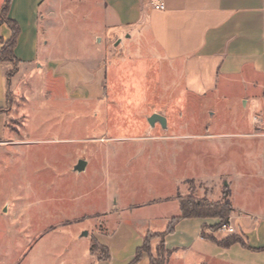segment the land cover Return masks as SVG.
I'll return each mask as SVG.
<instances>
[{"label":"rangeland","instance_id":"obj_1","mask_svg":"<svg viewBox=\"0 0 264 264\" xmlns=\"http://www.w3.org/2000/svg\"><path fill=\"white\" fill-rule=\"evenodd\" d=\"M68 1L52 26L51 52L87 66L94 48L105 51L96 35L108 33L93 3ZM136 50L110 65L102 101L70 100L61 86L44 95L38 83L50 77L42 72L25 119L12 115L0 128V264H99L107 229L121 226L129 239L139 219L162 229L152 219L178 214L179 197L220 203L228 191L235 209L263 211L264 142L246 134L253 115L264 127L260 88L221 80L195 95L168 63L143 44ZM155 112L167 118L166 129L150 125ZM80 159L87 166L76 172ZM164 197L176 199L155 203ZM214 248L215 259L191 252L168 264H264L263 253L239 244Z\"/></svg>","mask_w":264,"mask_h":264},{"label":"crops","instance_id":"obj_2","mask_svg":"<svg viewBox=\"0 0 264 264\" xmlns=\"http://www.w3.org/2000/svg\"><path fill=\"white\" fill-rule=\"evenodd\" d=\"M85 1L93 3L92 7L100 13L102 26L108 33L105 38L96 35L97 44L106 43L105 51L97 54L94 48L85 59L87 66L78 58L52 55L51 29L59 10L64 9V0H11L4 14L6 0H0L2 131L7 129L6 119L10 116L18 114L25 119L24 105L30 98V91L38 84L44 95L49 88L61 86L66 97L73 101L104 100L110 65L126 62L134 54L132 50L137 49L139 55L138 48L142 44L158 62L168 63V68L183 76L187 92L205 94L213 91L221 80L229 83L248 81L260 88L261 110H264V0H163L164 10L154 9L151 0H69L67 6H77ZM7 19L16 23L19 29L13 59L1 58L2 47L13 34ZM14 69L15 73L9 76ZM42 72L50 77L44 83L39 80ZM38 80L40 83L37 84ZM15 102L23 105L15 106ZM190 116L185 119L192 118ZM254 117L253 130L246 134L264 142V127L256 126ZM253 152L255 155L256 149ZM175 199L164 197L154 201L159 204ZM177 207L179 214V199ZM176 215H156L152 220L162 229L147 227L148 220L139 219L136 225L139 228L134 230L136 235L130 239L126 238V230L120 235L121 226L114 233L107 229L110 235L99 241L106 251L99 264H130L146 235L165 232ZM218 223L219 219L214 217L179 220L174 231L164 238L165 249L169 251L165 264L174 256L191 252L216 257L219 253L214 247L222 246L202 237L201 232L204 226ZM228 224L234 229L232 233L240 234L247 241L251 253L264 254V209L244 212L235 209L231 203ZM159 243V237L151 241L152 254ZM235 245L238 243L226 249ZM1 256L4 258L5 253L0 248ZM134 264H150L149 253L144 252Z\"/></svg>","mask_w":264,"mask_h":264},{"label":"trees","instance_id":"obj_3","mask_svg":"<svg viewBox=\"0 0 264 264\" xmlns=\"http://www.w3.org/2000/svg\"><path fill=\"white\" fill-rule=\"evenodd\" d=\"M11 0H6V3L3 7V14L6 12ZM7 22L12 28L13 34L9 41L4 43L1 49V58L3 59H13V47L19 32L18 26L16 23L7 19ZM15 70H12L9 76L15 73ZM228 191L225 192L224 200L220 203H208L205 200H194L191 198H181L179 197L180 212L174 216L165 232L161 233H148L145 237L144 243L141 247L138 248L135 257L132 259L130 264L138 262L143 253L147 252L150 255V264H165L169 251L165 249L164 238L167 234L172 233L175 228V224L183 219L189 217H214L219 219V223L213 226H204L201 232L202 237L218 244L219 246L229 248L234 244H240L243 247L250 248L247 241L240 235L236 233H230L224 237H216L213 234H209L208 230L216 232L220 226L227 224L231 215V202L228 198ZM160 238V243L156 246V256L151 253V241L154 238ZM97 246L93 249L95 250Z\"/></svg>","mask_w":264,"mask_h":264},{"label":"water","instance_id":"obj_4","mask_svg":"<svg viewBox=\"0 0 264 264\" xmlns=\"http://www.w3.org/2000/svg\"><path fill=\"white\" fill-rule=\"evenodd\" d=\"M148 121L152 127H154L156 123H159L163 128L165 129L167 128V118L163 114L155 112L148 118ZM86 166H87V162L85 160L80 159L75 164L73 169L76 172H82L85 170ZM87 234H88L87 231L83 232V235H87Z\"/></svg>","mask_w":264,"mask_h":264},{"label":"built area","instance_id":"obj_5","mask_svg":"<svg viewBox=\"0 0 264 264\" xmlns=\"http://www.w3.org/2000/svg\"><path fill=\"white\" fill-rule=\"evenodd\" d=\"M151 4L153 6L154 9L156 10H164L165 9V3L163 0H151ZM2 45V40L0 37V47ZM255 120H258V117H254ZM220 230H225L229 233H232L234 231L233 227L230 224H223L222 226H220L219 228Z\"/></svg>","mask_w":264,"mask_h":264}]
</instances>
